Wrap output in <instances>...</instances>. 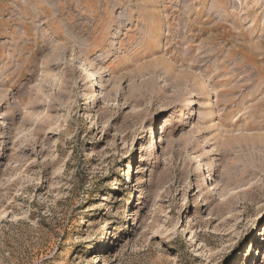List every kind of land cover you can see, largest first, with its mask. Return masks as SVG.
<instances>
[{"label": "rangeland", "instance_id": "374dc122", "mask_svg": "<svg viewBox=\"0 0 264 264\" xmlns=\"http://www.w3.org/2000/svg\"><path fill=\"white\" fill-rule=\"evenodd\" d=\"M0 264H264V0H0Z\"/></svg>", "mask_w": 264, "mask_h": 264}]
</instances>
